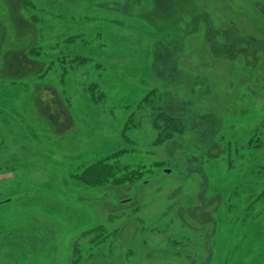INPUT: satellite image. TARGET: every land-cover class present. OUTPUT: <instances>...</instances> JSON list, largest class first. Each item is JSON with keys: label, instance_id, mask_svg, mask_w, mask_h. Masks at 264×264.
Returning a JSON list of instances; mask_svg holds the SVG:
<instances>
[{"label": "rangeland", "instance_id": "374dc122", "mask_svg": "<svg viewBox=\"0 0 264 264\" xmlns=\"http://www.w3.org/2000/svg\"><path fill=\"white\" fill-rule=\"evenodd\" d=\"M0 264H264V0H0Z\"/></svg>", "mask_w": 264, "mask_h": 264}, {"label": "trees", "instance_id": "16d2710c", "mask_svg": "<svg viewBox=\"0 0 264 264\" xmlns=\"http://www.w3.org/2000/svg\"><path fill=\"white\" fill-rule=\"evenodd\" d=\"M165 118H167V124H170L171 121H173V124H170V126L174 127L176 123H180L181 119L174 118L166 113H162ZM182 126V124H181ZM185 126V125H184ZM120 166L118 163H105L102 161V159L88 165L84 168V170L80 173L81 177H85L83 180L84 183H98L97 181L104 180L107 177H110L112 179H116V174L120 170ZM130 171V170H129ZM80 177V178H81ZM119 181V179H118ZM121 181V180H120ZM97 185V184H92Z\"/></svg>", "mask_w": 264, "mask_h": 264}, {"label": "bare ground", "instance_id": "6f19581e", "mask_svg": "<svg viewBox=\"0 0 264 264\" xmlns=\"http://www.w3.org/2000/svg\"><path fill=\"white\" fill-rule=\"evenodd\" d=\"M43 158V157H42ZM27 185H29V184H27ZM253 232H255V231H253ZM254 241V240H253ZM249 243V242H248ZM3 245V244H2Z\"/></svg>", "mask_w": 264, "mask_h": 264}, {"label": "flooded vegetation", "instance_id": "af4514ba", "mask_svg": "<svg viewBox=\"0 0 264 264\" xmlns=\"http://www.w3.org/2000/svg\"><path fill=\"white\" fill-rule=\"evenodd\" d=\"M168 171V170H167Z\"/></svg>", "mask_w": 264, "mask_h": 264}]
</instances>
